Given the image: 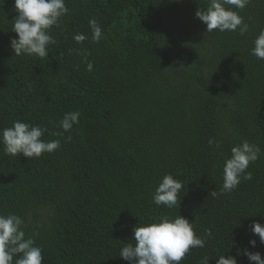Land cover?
I'll return each mask as SVG.
<instances>
[{"label": "trees", "instance_id": "trees-1", "mask_svg": "<svg viewBox=\"0 0 264 264\" xmlns=\"http://www.w3.org/2000/svg\"><path fill=\"white\" fill-rule=\"evenodd\" d=\"M209 3L65 0L69 14L40 59L15 56L19 14L15 0H0V216L23 220L42 264H133L120 252L135 246L134 229L165 216L187 219L207 240L181 264H218L221 256L252 264L245 251L264 259L252 231L264 227V60L252 55L264 0L243 10L225 5L249 26L244 36L207 33L196 12ZM80 34L83 44L74 39ZM75 112L79 124L64 133L60 122ZM16 122L46 128L42 141L59 140L60 149L39 159L6 155L3 131ZM245 141L260 148L247 169L252 179L211 197L223 187L231 149ZM168 175L183 185L172 209L154 203Z\"/></svg>", "mask_w": 264, "mask_h": 264}, {"label": "clouds", "instance_id": "clouds-1", "mask_svg": "<svg viewBox=\"0 0 264 264\" xmlns=\"http://www.w3.org/2000/svg\"><path fill=\"white\" fill-rule=\"evenodd\" d=\"M251 0H210L206 10L201 8L196 12V18L207 25V33L213 31H231L244 36L249 31V26L235 11L227 10L225 5L243 10ZM15 11L18 12L14 20L12 31L19 39L11 41V47L15 56L28 55L37 56L40 59L48 58L47 48L55 44L49 32L53 27H59L62 17L69 14L65 0H15ZM93 32V43H99L102 36V29L95 19L89 21ZM78 44H83L85 35L74 37ZM255 47L252 55L264 60V31L255 40ZM90 55V53H81ZM87 64L89 72L93 65ZM80 113H68L60 122L64 133H70L74 124H79ZM48 130L46 128L33 127L26 123L16 122L12 128L3 131V144L5 154L13 157L21 154L28 159H39L44 153H54L61 147L59 140L43 142L42 137ZM54 136L63 138V133H51ZM72 140L71 135L67 137L66 143ZM215 144L209 140V146ZM232 156L226 161L224 167L223 187L219 193L213 191L210 196L217 198L219 195L231 193L241 183V177L251 180L252 174L247 172L249 166L255 163L260 154V148L250 145L247 141L242 145L231 149ZM247 172V174H245ZM181 182L175 180L171 175L165 176L154 195V203L158 206H166L172 209L177 206L178 193L182 190ZM162 222L153 223L149 226H140L134 229L135 246L129 244L120 252V257L133 264H181L194 248H204L206 239L196 236L192 224L185 218L179 217L170 220L168 217H161ZM23 220L16 215L0 216V264H42V249L34 246L35 241L26 239L25 233L21 230ZM252 231L259 236L261 243H264V227L259 223L252 226ZM212 232L208 230L206 237H211ZM255 247L256 241H251ZM252 264H264L260 254L244 252ZM209 258L204 257L201 264H208ZM218 264H237L235 258L226 259L221 256Z\"/></svg>", "mask_w": 264, "mask_h": 264}]
</instances>
